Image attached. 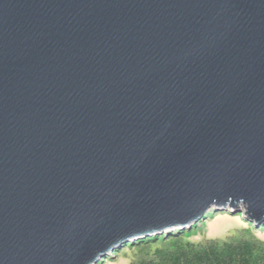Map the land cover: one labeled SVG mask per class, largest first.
Listing matches in <instances>:
<instances>
[{
	"label": "water",
	"instance_id": "1",
	"mask_svg": "<svg viewBox=\"0 0 264 264\" xmlns=\"http://www.w3.org/2000/svg\"><path fill=\"white\" fill-rule=\"evenodd\" d=\"M238 203L264 221V0H0V264Z\"/></svg>",
	"mask_w": 264,
	"mask_h": 264
},
{
	"label": "trees",
	"instance_id": "2",
	"mask_svg": "<svg viewBox=\"0 0 264 264\" xmlns=\"http://www.w3.org/2000/svg\"><path fill=\"white\" fill-rule=\"evenodd\" d=\"M249 224L239 236L223 242L216 239L191 241L189 229L153 234L119 246L115 250L120 249L116 257L130 255L128 264H264V240L257 235L261 231Z\"/></svg>",
	"mask_w": 264,
	"mask_h": 264
},
{
	"label": "rangeland",
	"instance_id": "3",
	"mask_svg": "<svg viewBox=\"0 0 264 264\" xmlns=\"http://www.w3.org/2000/svg\"><path fill=\"white\" fill-rule=\"evenodd\" d=\"M236 206L213 212H210V210L204 220L189 228L190 240L200 242L204 239H216L223 242L228 238L239 236L243 233L245 229L250 227L249 222L254 225L255 230L261 231L257 235L260 239L264 240V221L257 226L246 215H242L245 208L242 203H238ZM127 245H129V241L123 244V246ZM115 250L110 252L107 257L102 258L100 262L98 261L97 264H128L131 256L122 254L120 257H116L120 249L118 252Z\"/></svg>",
	"mask_w": 264,
	"mask_h": 264
}]
</instances>
